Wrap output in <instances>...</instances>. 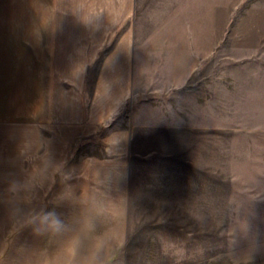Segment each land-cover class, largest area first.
I'll return each mask as SVG.
<instances>
[{
	"label": "crops",
	"instance_id": "crops-1",
	"mask_svg": "<svg viewBox=\"0 0 264 264\" xmlns=\"http://www.w3.org/2000/svg\"><path fill=\"white\" fill-rule=\"evenodd\" d=\"M234 2L264 0H0L21 263L27 229L33 264H159L218 214L261 213L264 31L233 30ZM44 212L62 234L37 233Z\"/></svg>",
	"mask_w": 264,
	"mask_h": 264
},
{
	"label": "rangeland",
	"instance_id": "rangeland-1",
	"mask_svg": "<svg viewBox=\"0 0 264 264\" xmlns=\"http://www.w3.org/2000/svg\"><path fill=\"white\" fill-rule=\"evenodd\" d=\"M234 3L238 7L235 6L233 30L264 31V2ZM6 202L0 205V264H33L32 229L26 230V261L21 263L17 199H9L8 206ZM246 202L256 205H248L244 211L261 213L218 214L215 238L205 237L197 230L187 231L186 239L179 241L184 245L162 248L159 264H264V199ZM26 218L27 228H32V218ZM193 226L199 227L198 222Z\"/></svg>",
	"mask_w": 264,
	"mask_h": 264
},
{
	"label": "clouds",
	"instance_id": "clouds-1",
	"mask_svg": "<svg viewBox=\"0 0 264 264\" xmlns=\"http://www.w3.org/2000/svg\"><path fill=\"white\" fill-rule=\"evenodd\" d=\"M40 224L42 228L38 227L37 233L46 231L53 235H60L66 229L64 221L55 212H44L40 218Z\"/></svg>",
	"mask_w": 264,
	"mask_h": 264
}]
</instances>
